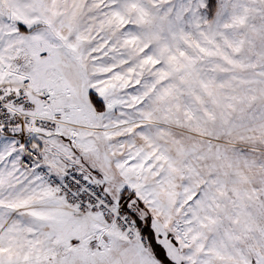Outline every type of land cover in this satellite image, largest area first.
Instances as JSON below:
<instances>
[{
    "label": "snow or ice",
    "instance_id": "1",
    "mask_svg": "<svg viewBox=\"0 0 264 264\" xmlns=\"http://www.w3.org/2000/svg\"><path fill=\"white\" fill-rule=\"evenodd\" d=\"M0 264H264V0H0Z\"/></svg>",
    "mask_w": 264,
    "mask_h": 264
}]
</instances>
